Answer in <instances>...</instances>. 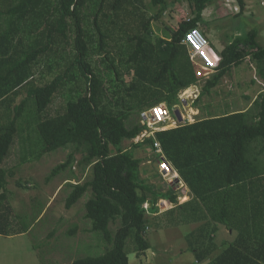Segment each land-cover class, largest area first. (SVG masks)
I'll return each instance as SVG.
<instances>
[{"label": "trees", "instance_id": "trees-1", "mask_svg": "<svg viewBox=\"0 0 264 264\" xmlns=\"http://www.w3.org/2000/svg\"><path fill=\"white\" fill-rule=\"evenodd\" d=\"M146 1L158 8L155 14ZM187 1L193 18L181 19L168 38L153 40L152 23L166 11V0H0V236L31 228L29 217L14 211L6 178L29 159L73 147L91 175L68 183L65 208L90 192L85 218L111 247L71 264H129L128 241L138 257L144 255L149 221L163 219L149 211L161 199L175 206L163 214L172 218L163 227L200 223L188 235L197 264H264V90L246 111L196 118L156 132L154 139L135 141L145 127L128 126L143 110L182 105L179 92L197 81L182 40L198 28L211 0ZM234 1L240 16L248 0ZM257 38L254 30L238 36L219 57L210 47L216 73L203 92L246 59L255 62L264 83V47ZM58 96L63 105L53 111ZM32 143L39 150L28 155ZM155 143L192 193L188 202L178 204L173 189L155 192L141 178L136 151L157 155ZM11 156L17 158L12 165ZM73 162L70 154L51 176ZM145 202H151L149 210ZM116 222L114 235L109 226ZM222 228L235 238L220 247Z\"/></svg>", "mask_w": 264, "mask_h": 264}, {"label": "rangeland", "instance_id": "rangeland-1", "mask_svg": "<svg viewBox=\"0 0 264 264\" xmlns=\"http://www.w3.org/2000/svg\"><path fill=\"white\" fill-rule=\"evenodd\" d=\"M166 1V11L159 21L152 23V27L158 34L164 32L169 35L181 19L187 18L186 21H189L193 18V14L188 9L187 0ZM146 5L150 15L158 11V8H149V1H146ZM207 5L209 13L212 12L211 16L215 17V31L219 32L217 39L222 41L221 43L227 45L234 36H244L254 30L258 32V43L264 47V0H248L246 5L249 8L240 16H235L234 12H237V9L239 12V7L234 0H211V3ZM91 31H93L92 28ZM221 43L217 42L215 45L218 47ZM216 56H218L217 52ZM233 70L232 72L230 70L215 88L206 93L203 92V88L207 80H200L198 88L201 96L196 99L197 101L184 103V107H180V115L182 113L185 119L180 124L187 120L191 123L195 121L196 117H188L193 114V111L188 109H194L195 105V108L199 110L197 118H207L242 110L243 106L247 105L248 98H255L258 95L259 89L263 88V81L257 74L255 62L246 59L242 65ZM213 76H210L209 80ZM107 86L110 88L109 83ZM188 94H192V91ZM190 100L191 98L187 99V101ZM62 105L63 97H56L53 111L60 109ZM162 106L167 107L165 104ZM133 122L140 123V117L132 116L128 126H131ZM32 144L33 149L31 145L26 147L28 155L37 153L39 150L38 145ZM129 145L130 143H124L123 147ZM70 154H74V162L71 166L56 177L51 176L52 171L58 165L65 163ZM136 156L142 160L141 178L146 179L155 192L173 189L172 192L178 194V204L191 200L192 195L184 197L189 193L184 194L178 181L169 177L163 178L160 175L158 155L145 151L142 147L136 151ZM82 157L81 151L76 152L73 147L59 149L39 159L25 161L17 170H14L13 177L6 178L9 201L18 215L29 217L26 223L31 225V228L24 235L0 236V264H71L76 259L101 256L111 247L99 232L92 231L91 220L85 218V203L90 198V192H86L70 209L65 208L66 200L72 191L68 183H83L90 178V170H83L79 166ZM10 158L12 165L17 158L16 156ZM149 206V204L146 207L144 205V208L149 210ZM173 207H175L173 204L161 199L154 207L156 213L149 211L150 215L161 214L163 219L152 217L149 221L145 238L150 248L144 255L138 257L133 244L130 241L127 242L129 264H156L153 262L194 264L195 258L188 235L196 230L200 223L188 222L177 227H163L166 220L172 219L163 214ZM117 228V222L110 224L111 234L115 235Z\"/></svg>", "mask_w": 264, "mask_h": 264}, {"label": "built area", "instance_id": "built-area-1", "mask_svg": "<svg viewBox=\"0 0 264 264\" xmlns=\"http://www.w3.org/2000/svg\"><path fill=\"white\" fill-rule=\"evenodd\" d=\"M238 12V9H237ZM182 45H184L189 52L190 60L194 65H197V71H196V77L198 80H205L209 79L211 75H213L216 72V61L212 60L209 55V46L206 38L204 37L203 33L197 29L193 28L189 30L183 40ZM197 59L200 62H197ZM215 62V63H214ZM197 90H195L196 92ZM193 93L194 98L197 97L196 94ZM185 95V96H184ZM183 96L186 100L183 99ZM192 94H188L187 90L183 92L181 96V102L184 107V103L188 104L187 99L191 98ZM193 99H191L192 102ZM187 102V103H186ZM178 108L175 106L173 109H168V107L157 105L154 107H151L149 109L143 110L139 117H140V124L145 127V129L140 133V135L136 138L135 141L143 140L144 138L152 137L155 138V133L166 130L170 125L178 126L177 122H180L176 116L174 115V112L177 111ZM182 121H184V116L181 113ZM168 123V124H167ZM174 124V125H173ZM169 125V126H168ZM156 147V154L159 156V162H158V170L160 175L165 178L169 177L170 179L174 178V172L172 170V166L170 163L164 158L162 150L160 148V145L158 143H155ZM162 158V159H161Z\"/></svg>", "mask_w": 264, "mask_h": 264}, {"label": "crops", "instance_id": "crops-1", "mask_svg": "<svg viewBox=\"0 0 264 264\" xmlns=\"http://www.w3.org/2000/svg\"><path fill=\"white\" fill-rule=\"evenodd\" d=\"M249 7L246 5V7H245V11L248 9ZM188 9H189V11H190V13H191V11H192V8L190 7V5L188 6ZM244 11V12H245ZM234 12V11H233ZM243 12V13H244ZM235 13V16H237L236 14H238V12H234ZM212 12H210L209 13V10H208V5H206L205 6V8H204V10L202 11V14H201V21H200V23H199V25H198V28L203 32V34H204V36H206V39L208 40V43H209V46L211 47V48H213V50L215 51V52H217V53H220L223 49H224V47L226 46L224 43H221L222 41H219L217 38H218V36L220 35L219 34V32L218 33H216V31H215V29H216V25L214 24V19H215V17L213 18L212 16ZM239 16V15H238ZM208 18H211L210 20H208ZM154 38H153V40H157V39H166V38H168V36L169 35H166V33H164V32H162V33H159L158 34V32L157 31H154ZM238 37V36H237ZM236 38V36H234V39ZM233 39V40H234ZM217 42H220L221 44L219 45L218 44V47L215 45V43H217ZM231 42V41H230ZM228 45V44H227ZM186 48V47H185ZM187 53H188V51H187ZM236 67H234V68H232L231 69V72L232 71H234L233 69H235ZM228 74V73H227ZM207 82V81H206ZM253 83V82H252ZM184 90H187V92L189 93L190 91H192V93L193 92H195V90H197V88L195 87V86H190V87H188L187 89H184ZM184 90H182V91H180L179 92V94H178V98L180 99L181 98V96H182V94H183V92H185ZM264 90V83H263V88H260L259 89V91H258V94L260 93V92H262ZM185 96V95H184ZM183 96V99L184 100H186L185 99V97ZM258 96V95H257ZM256 96V97H257ZM256 97L254 98H252V97H250V98H248V103H246L247 105H245V106H243V108H242V110H239V111H246L247 109H249L250 108V106L252 105V102H253V100H255L256 99ZM180 101H181V99H180ZM183 105H181V104H178L177 105V108H178V112H179V110H180V112H181V109H180V107H182ZM188 110H190V111H193V114H192V116L190 115V116H188L189 118H197V116H198V113H199V110L198 109H196L195 107H194V109H188ZM180 112H179V114H180ZM233 112H238V111H233ZM233 112H230V113H233ZM192 121V120H191ZM187 122H190L189 120H187ZM168 124V123H167ZM174 125V124H173ZM169 126V125H168ZM171 127L172 128H175V125L174 126H172V125H170L169 127H168V129H171ZM177 127V126H176ZM162 159V158H161ZM172 170H173V172H174V178L173 179H175L176 181H178L179 183H180V185H181V189H183V192H184V194H187V193H189V195L187 194V195H185L184 197H190L191 195H192V193L190 192V190L188 189V187L185 185V183L180 179V177L178 176V174H177V172L172 168ZM8 178H11V177H8ZM8 182V181H7ZM6 185H7V183H6ZM20 187V186H19ZM11 192H14V191H11ZM192 198V197H191ZM24 235V234H23ZM234 238H235V235H234V233L233 232H228V231H226L224 228H222V229H220V231H219V233H218V235H217V237H216V239L218 240V242H217V245H219L220 247H223V245L227 242V243H229V242H232L233 240H234ZM220 250V249H219ZM153 263H156V264H159V263H162V262H153ZM194 264H197V262H194Z\"/></svg>", "mask_w": 264, "mask_h": 264}, {"label": "clouds", "instance_id": "clouds-1", "mask_svg": "<svg viewBox=\"0 0 264 264\" xmlns=\"http://www.w3.org/2000/svg\"><path fill=\"white\" fill-rule=\"evenodd\" d=\"M197 29H198V28H197ZM199 30H200V29H199ZM200 31H201V30H200ZM201 32H202V31H201ZM202 33H203V32H202ZM206 40H207V39H206ZM207 42H208V41H207ZM183 46H184V45H183ZM208 46H209V43H208ZM184 47H185V46H184ZM209 48H210V46H209ZM188 56H189V60H190L189 52H188ZM190 62H191V60H190ZM191 63H192V62H191ZM192 64L194 65V63H192ZM194 66H195V72H196L198 68H197V65H194ZM215 73H216V72H215ZM215 73H214V74H215ZM214 74H213V75H214ZM211 76H212V75H211ZM209 79H210V77H209ZM209 79H205V81H206V80L208 81ZM199 82H200V80L197 79L196 83H195L194 85H192V86H195V87L197 88V91H196L195 93H198V94H196L197 97H195V98H192V97H191V99H193L192 101L198 99V97H199L200 94H201V93L199 92V88H198V86H199ZM184 91H185V90H184ZM193 93H194V92H193ZM193 93H192V96H193ZM193 97H194V96H193ZM188 102H191V100L188 101ZM177 111H178V110H177ZM180 117H181V115H180ZM184 120H185V119H184ZM181 121H182V118H181ZM184 123H191V122H184ZM192 123H193V122H192ZM162 153H163V152H162ZM163 156H164V155H163ZM158 157H159V156H158ZM164 158H165V157H164ZM165 159H166V158H165ZM158 160H159V159H158ZM170 165H171V164H170ZM171 166H172V165H171ZM172 168H173V167H172ZM167 202H168V201H167ZM168 203H169V202H168ZM147 204H149V205H150L149 207H151V202H148V203L145 202V203L143 204L142 207L144 208V205H145V207H146ZM144 209H146V208H144Z\"/></svg>", "mask_w": 264, "mask_h": 264}, {"label": "water", "instance_id": "water-1", "mask_svg": "<svg viewBox=\"0 0 264 264\" xmlns=\"http://www.w3.org/2000/svg\"><path fill=\"white\" fill-rule=\"evenodd\" d=\"M174 115L176 116V118H177L179 121H181V117H180V114H179L178 111H175V112H174Z\"/></svg>", "mask_w": 264, "mask_h": 264}]
</instances>
